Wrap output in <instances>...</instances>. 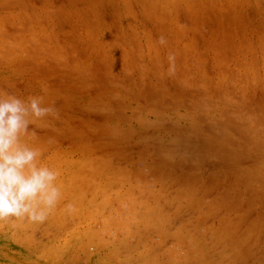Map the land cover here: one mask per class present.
<instances>
[{
	"label": "rangeland",
	"instance_id": "obj_1",
	"mask_svg": "<svg viewBox=\"0 0 264 264\" xmlns=\"http://www.w3.org/2000/svg\"><path fill=\"white\" fill-rule=\"evenodd\" d=\"M0 95L62 194L0 264H264V0H0Z\"/></svg>",
	"mask_w": 264,
	"mask_h": 264
},
{
	"label": "clouds",
	"instance_id": "obj_2",
	"mask_svg": "<svg viewBox=\"0 0 264 264\" xmlns=\"http://www.w3.org/2000/svg\"><path fill=\"white\" fill-rule=\"evenodd\" d=\"M160 43H165L163 37ZM54 113L53 107L44 106L41 97L24 100L15 95H0V222L27 218L43 223L61 199L55 183L58 173L38 165L41 152L21 143V137L29 135L33 118L42 119ZM67 209L73 211L72 205H67Z\"/></svg>",
	"mask_w": 264,
	"mask_h": 264
}]
</instances>
